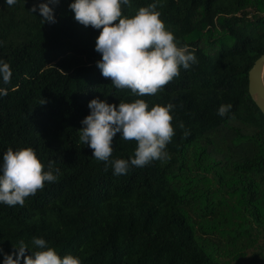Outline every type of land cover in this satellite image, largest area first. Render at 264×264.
Segmentation results:
<instances>
[{"label":"trees","instance_id":"16d2710c","mask_svg":"<svg viewBox=\"0 0 264 264\" xmlns=\"http://www.w3.org/2000/svg\"><path fill=\"white\" fill-rule=\"evenodd\" d=\"M72 2L0 0V62L12 72L8 84L0 75L8 90L0 96V169L9 148L26 147L44 171L49 161L60 169L23 206L0 203V264L20 241L28 255L39 250L33 238L81 264H264V114L247 91L248 69L264 50V0L121 4L130 18L155 3L177 45L197 59L144 97L102 76L101 30L77 22ZM40 3L52 8L55 23H42ZM94 98L117 107L143 99L149 110L173 104L170 158L124 175L111 163L105 171L79 139ZM223 104L231 109L221 117ZM112 147L110 161L130 160L137 142L117 133Z\"/></svg>","mask_w":264,"mask_h":264},{"label":"clouds","instance_id":"9594fccd","mask_svg":"<svg viewBox=\"0 0 264 264\" xmlns=\"http://www.w3.org/2000/svg\"><path fill=\"white\" fill-rule=\"evenodd\" d=\"M15 3L16 0H6L9 6ZM121 4L130 5V0H73L69 7L77 22L101 30L95 50L102 55L97 61L102 76L110 79L117 89H128L139 97L153 96L180 75L181 67L187 70L197 62L194 50L187 45H177L174 34L160 19L155 3L139 7L130 18L122 17ZM38 10L42 23H55L48 4L40 3ZM31 11H37L35 4ZM0 75L4 84L10 82L12 72L8 63L0 62ZM7 94V89L0 88V96ZM88 107L91 112L81 121L79 139L93 150L95 159L105 162V171L111 163L115 175H124L130 167H143L152 161L170 158L165 149L174 135L170 114L173 104H157L149 110L143 99L120 102L117 107L94 98ZM230 109V104L220 105L217 114L223 117ZM178 126L184 129L183 122ZM117 133L125 141L137 142L134 158L109 160ZM189 134L190 130L185 129L183 135ZM53 165L54 162L49 161L48 171H44V165L30 147L17 151L9 148L0 169V203L23 206L25 198L43 189L45 182L57 181L60 169H54ZM32 244L39 250L28 255L29 247L20 241L19 247L14 246V253L4 255L3 264H19L21 258L23 264H81L79 258L72 255L61 258L53 248L46 247L42 238H33Z\"/></svg>","mask_w":264,"mask_h":264},{"label":"water","instance_id":"95a60500","mask_svg":"<svg viewBox=\"0 0 264 264\" xmlns=\"http://www.w3.org/2000/svg\"><path fill=\"white\" fill-rule=\"evenodd\" d=\"M247 91L250 98L264 114V50L248 69Z\"/></svg>","mask_w":264,"mask_h":264}]
</instances>
